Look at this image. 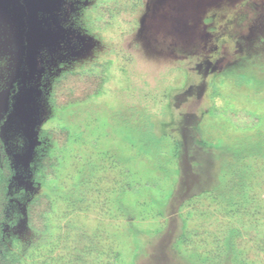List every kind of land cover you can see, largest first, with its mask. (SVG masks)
<instances>
[{"label":"rangeland","instance_id":"obj_1","mask_svg":"<svg viewBox=\"0 0 264 264\" xmlns=\"http://www.w3.org/2000/svg\"><path fill=\"white\" fill-rule=\"evenodd\" d=\"M98 1L0 0V138L16 171L7 248L22 264H106L118 251L115 264H193L176 242L186 216L187 245L209 250L202 251L212 256L208 264H237L219 254L232 226L248 264H264V238L248 240L240 220L247 215H230L212 198L240 192L244 182L247 201L238 204L253 205L249 196L264 209V0H117L104 27L93 23ZM225 28L237 39L218 48ZM93 68L103 69L100 92L54 110L53 80ZM212 77L220 93L214 106L258 113L257 128L210 114ZM172 118L161 155L166 148L147 135ZM57 124L69 128L62 147L41 136ZM40 152L59 159L51 177L38 164ZM46 184L70 193L52 196L51 236L31 231L25 218V200ZM149 195L167 203L163 214L149 208L142 218ZM131 227L142 232L136 251Z\"/></svg>","mask_w":264,"mask_h":264},{"label":"trees","instance_id":"obj_2","mask_svg":"<svg viewBox=\"0 0 264 264\" xmlns=\"http://www.w3.org/2000/svg\"><path fill=\"white\" fill-rule=\"evenodd\" d=\"M117 0H108V1H98V3H94V16H93V23L97 26L104 27L109 23V21L112 19L114 13L113 10L116 6ZM243 17V16H242ZM244 18V17H243ZM241 19L238 21L240 24ZM237 39L236 36L233 34V32H228V30L225 28L221 30L217 36V43L218 48H221L224 43H227L228 41L232 39ZM99 67V66H98ZM101 70L103 69H97L94 68L92 71L87 70H78V71H66L60 74L57 78H55L51 84V90L48 96V100L50 105L54 108V110H64L67 106L71 104H83L86 103L92 96L97 95L103 85V81L105 76L101 73ZM243 78V81L248 82L250 79L244 77V75H240ZM187 81V80H186ZM210 92H209V98L211 99V105L209 106L210 114H220L223 120H226L229 122L230 125L243 129V130H252L257 128L262 119L260 115L254 111H250L249 109H236L232 107H228L227 103L222 106H214V98L220 93L217 89L213 87L214 81L213 77L210 78ZM170 100V98H169ZM168 100V101H169ZM171 106H172V100H171ZM58 112V111H57ZM177 118H172L169 121L161 120L160 124L163 126L159 131L158 135H155L154 132H151L150 135H147V139H149L152 142H155L156 145L159 146V142L165 138V135L167 130L169 128L173 127V124ZM147 123L151 124L149 119L147 120ZM146 123V124H147ZM145 124V125H146ZM148 125V124H147ZM152 125V124H151ZM148 130H151V127L148 125ZM169 134V133H168ZM46 135L48 138V143L55 144L57 147H62L66 144V142L69 141V128L64 125H54L51 128L45 130L42 132L41 136ZM39 138H42V137ZM159 143V144H158ZM163 143V142H162ZM161 143V144H162ZM139 147V149L143 150V152L148 153L149 149ZM138 147V146H136ZM160 148H166L161 151V155L164 153H167L168 151V145L166 147L159 146ZM177 144L173 147V153H176ZM5 146L0 138V264H22V258L19 254L9 250L3 241V235H4V227L7 224L12 223L9 219L10 210V200L13 194H11L10 190L12 188V181L14 178V175L16 173L15 169L12 166V161L10 156L7 155L5 151ZM170 151V150H169ZM254 154H257V152H253ZM167 155V154H165ZM59 163V159L56 156L49 155L48 153H42L40 152L39 155V166L42 168L43 173L46 175H50V177L53 174V167ZM176 169V173L179 172L178 167H174ZM171 173V171L169 170ZM165 174L167 172H164ZM224 173V172H223ZM164 174V175H165ZM178 175V174H176ZM224 175L222 174V177ZM245 183L242 182L238 189L240 192H234L230 191L228 193V196H224L220 199L218 195H212L213 200L217 203L225 204V207H227V210H229L230 215H247L243 216L240 220L242 223V226L245 229H248V240H258V238L263 237L264 238V220H259L258 215H264V209H262L256 201L252 200V198H249L248 196V203H254L253 205H248V208L241 207L240 204H238V200H246L247 193L244 192L245 189H247L244 185ZM47 185V184H46ZM43 188L41 192L33 194L29 199L25 200V218H26V225L27 227L33 231L34 233L41 234L42 236L48 235L51 236L52 233L50 231L49 227V219L51 217V214H53L54 211V203H53V194H61L64 196L69 197L68 192H64L62 190L58 191L56 190L52 185H47ZM158 186V184L156 183ZM153 185V186H156ZM133 186V185H132ZM131 187V186H130ZM135 192H140L139 185H134ZM159 187V186H158ZM174 188V187H173ZM250 191V188L248 187V192ZM207 191H203L197 195V197H202L207 195ZM249 194V193H248ZM19 196V195H18ZM238 197V198H237ZM148 200L144 203V206H141L139 216H142L144 218V210H148L149 208L156 210L158 213H162V206H164L167 202L162 204L160 202L159 197H154L152 195L148 196ZM219 198V199H218ZM188 203V202H187ZM133 212L135 210L133 209ZM228 212V213H229ZM227 213V214H228ZM160 214V213H159ZM163 214V213H162ZM193 214V211L186 210L184 215L190 216ZM264 218V217H263ZM183 223V231L182 233L176 237V242L182 244V248L184 251V254L186 255V258H189L193 264H203L206 262L209 263L210 258L212 256H208L202 251H209L206 249H189L187 245V237L186 234L189 233L186 230L187 226V218L184 216L182 218ZM237 220L239 221V217H237ZM237 223V221L235 220ZM136 226V225H135ZM131 232L130 235L132 236V241L129 242V245L132 244L135 246V251L141 247L143 238L141 236L142 232L139 230V234L136 231V227L129 228ZM226 232H222L221 238L222 244L224 245V248L221 247V251H219V254L223 257L227 258L230 255V258L234 262H237V264H248V262L245 260L243 252L236 248L235 246V240H239V237H241V232L239 231V228L237 226L232 227H226ZM254 235V236H253ZM257 235V237H255ZM141 239V240H140ZM92 239H87V243H92ZM221 243V242H220ZM199 249V250H198ZM208 249V248H207ZM120 252H111L108 255L107 263L106 264H115L116 260H118ZM221 256V257H222ZM224 258V259H225ZM221 262V261H219Z\"/></svg>","mask_w":264,"mask_h":264}]
</instances>
